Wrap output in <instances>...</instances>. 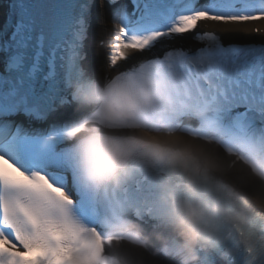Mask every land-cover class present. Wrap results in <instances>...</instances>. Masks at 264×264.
Returning a JSON list of instances; mask_svg holds the SVG:
<instances>
[{
  "label": "snow or ice",
  "instance_id": "snow-or-ice-1",
  "mask_svg": "<svg viewBox=\"0 0 264 264\" xmlns=\"http://www.w3.org/2000/svg\"><path fill=\"white\" fill-rule=\"evenodd\" d=\"M104 20L107 39L94 29ZM251 21H264V0H9L0 264H171L168 193L199 204L230 185L264 192V31L234 42L198 30ZM185 34L201 46L146 55ZM90 46L107 48L103 76L85 66ZM176 133L227 158L195 192L176 166ZM243 207L248 223L219 220L197 264H264V209Z\"/></svg>",
  "mask_w": 264,
  "mask_h": 264
},
{
  "label": "clouds",
  "instance_id": "clouds-1",
  "mask_svg": "<svg viewBox=\"0 0 264 264\" xmlns=\"http://www.w3.org/2000/svg\"><path fill=\"white\" fill-rule=\"evenodd\" d=\"M142 136L152 138L154 134L141 131ZM175 150L183 155L177 161V168L182 174L185 189L197 191V180L201 176L211 178L214 173L222 171L219 160L222 159L215 148H207L193 140L181 136L173 137ZM255 205L264 209V192L244 193L230 185L222 193L212 194V198L194 203L191 200H180L174 193H168L167 203L170 218L167 227L171 229L175 241V260L177 264H197L202 251L207 252L218 242V221L229 223H248V211L243 207ZM133 230L142 232V227L130 224ZM128 264H132L131 261Z\"/></svg>",
  "mask_w": 264,
  "mask_h": 264
},
{
  "label": "bare ground",
  "instance_id": "bare-ground-1",
  "mask_svg": "<svg viewBox=\"0 0 264 264\" xmlns=\"http://www.w3.org/2000/svg\"><path fill=\"white\" fill-rule=\"evenodd\" d=\"M106 22H107L106 20L100 21L94 26V29H95L97 36H103L105 39H107V31H106L107 28H106V30L103 29L102 24H105ZM202 26L205 28H208V29H216L223 36H225V38H227L228 40L243 39L244 41H247V42L259 40V37L257 35H255L254 33H251L250 30L255 29V28H260L262 31H264L263 30L264 21H251V22H245L243 24H237V25H223L221 23H216V22H208V23L203 22ZM229 28L235 29L237 31L234 32L233 34H229L226 32V29H229ZM187 37H190V35L185 34L183 39H177L174 41L184 40V39H187ZM165 43L166 42H164L160 45H157V47L154 48L153 50L160 48V47L162 48ZM106 51H107L106 47L103 49H100V48H96L94 46H90V55H89V60H88L89 64L88 65H89L91 71L93 72V74H95L97 76H103L104 75V61H105L104 57H105ZM129 63H131V61H129ZM125 66H127V65H125V64L121 65V67H125ZM139 135H142V134L140 133ZM175 135L181 136L186 140H192L189 137H184L181 133H176ZM158 138L163 142H167L170 139L164 135H160ZM196 142H198V141H196ZM198 143H200V142H198ZM219 155L221 156L222 159H227L226 157H223L222 154L219 153ZM171 264H177V263L175 260H173L171 262Z\"/></svg>",
  "mask_w": 264,
  "mask_h": 264
},
{
  "label": "rangeland",
  "instance_id": "rangeland-1",
  "mask_svg": "<svg viewBox=\"0 0 264 264\" xmlns=\"http://www.w3.org/2000/svg\"><path fill=\"white\" fill-rule=\"evenodd\" d=\"M107 25L108 24H102V26H103V29H105L106 30V28H107ZM107 31V30H106ZM104 56V55H103ZM105 58V57H104Z\"/></svg>",
  "mask_w": 264,
  "mask_h": 264
}]
</instances>
